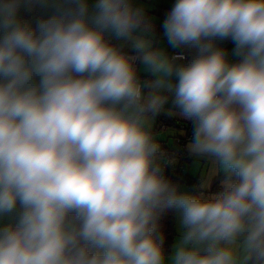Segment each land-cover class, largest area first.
<instances>
[{
	"label": "clouds",
	"instance_id": "9594fccd",
	"mask_svg": "<svg viewBox=\"0 0 264 264\" xmlns=\"http://www.w3.org/2000/svg\"><path fill=\"white\" fill-rule=\"evenodd\" d=\"M150 27L132 0H0V264H166L168 209L185 229L169 264H264V0H175L162 27L187 63ZM169 100L228 173L207 199L157 162Z\"/></svg>",
	"mask_w": 264,
	"mask_h": 264
},
{
	"label": "crops",
	"instance_id": "0c3cea01",
	"mask_svg": "<svg viewBox=\"0 0 264 264\" xmlns=\"http://www.w3.org/2000/svg\"><path fill=\"white\" fill-rule=\"evenodd\" d=\"M90 3L93 2V0H89ZM175 0H145L143 4L140 6L134 5L135 7L142 8L146 14V20L151 25L149 31H148V38L152 42V47L160 48L165 51V53L169 56H171L173 53L176 52H193L195 53V49L181 47V48H173L171 45H169L168 40L166 36L164 35V29L162 27L163 22L170 11L171 7L173 6ZM21 15L24 19L32 20L34 22L35 18L39 15V10L33 11L31 13L21 12ZM106 39H108L111 43L120 45L122 47V50L127 53L128 55H136L135 49L131 46V42L129 41H121L116 39L115 37L111 36L110 34H106ZM217 46L223 47L228 52V58L232 62H236L239 58L234 57L232 55V49L234 48V44H227L226 41H216ZM177 63H183L180 61H177ZM138 68H141L142 66L138 64ZM139 78L141 80H151L153 77L150 73L141 71L139 73ZM167 95V93H165ZM169 110H172L173 112L177 114L170 115ZM162 120H168L172 122H187V119L183 118L178 114V110L174 109L171 100H169V103L165 105L164 110H162L159 114H157L154 118V129L155 131H159V135L163 136L164 139L156 140V142L159 144L160 142L164 143L166 146H168V141H172V143L175 145L173 149L178 148L177 138L183 137V132L179 131L174 125L173 126H166L165 130H159L157 127L160 125H163L161 123ZM191 139L187 140L184 144L185 146V152L188 153V155L191 157V161L187 164H185L183 170H182V177L185 180H188V182L182 181L179 190L181 192H188L194 196H200L205 199L211 197L214 193H212V188L215 184V182L219 179L221 176H228V173L223 171L219 165L215 164L212 160L206 157H197L193 155L189 149L188 144ZM172 148V147H169ZM157 161L162 165L163 160L157 159ZM220 189L223 191L222 183L220 184ZM10 218L9 217H0V226H3L6 223H9ZM185 229L180 224L179 221V212L175 211V217H174V237L182 239L183 237H178L177 235L181 234L183 235V232Z\"/></svg>",
	"mask_w": 264,
	"mask_h": 264
},
{
	"label": "trees",
	"instance_id": "16d2710c",
	"mask_svg": "<svg viewBox=\"0 0 264 264\" xmlns=\"http://www.w3.org/2000/svg\"><path fill=\"white\" fill-rule=\"evenodd\" d=\"M161 123L165 127L174 125L177 128V125L179 122L162 120ZM160 126L157 128L160 129ZM186 141L187 140L184 138V136L181 138H177L178 148L176 149L169 148L164 143L160 142L159 150L157 153V159H162L163 164H166V169H163V174L168 180L171 181L172 184L177 185L178 188L182 181L189 183L188 180H185L182 177V170L185 164L191 161V157L188 155V153L185 152L184 144ZM227 177L228 176L219 177V179L215 182L212 188V193H217V192L222 191L220 189V184ZM175 211L176 209L165 210L163 213H161L157 221L156 235L163 237L162 248H163L165 257L168 256L172 251L173 239L175 235L174 234Z\"/></svg>",
	"mask_w": 264,
	"mask_h": 264
},
{
	"label": "built area",
	"instance_id": "2783aa9c",
	"mask_svg": "<svg viewBox=\"0 0 264 264\" xmlns=\"http://www.w3.org/2000/svg\"><path fill=\"white\" fill-rule=\"evenodd\" d=\"M137 1H144V0H137ZM227 44H231L233 43L230 39L226 40ZM195 55V53L193 52H176L173 53L171 56H175V57H183V60H177L183 63H187L188 61H190L192 59V57ZM139 62H137V66H138ZM147 91V89H145ZM178 130L183 132V136L186 140H189L192 138L193 135V124L191 121L187 120V122H179L177 125ZM165 126L161 125L160 126V130H164ZM162 168L166 169V164H162Z\"/></svg>",
	"mask_w": 264,
	"mask_h": 264
},
{
	"label": "rangeland",
	"instance_id": "374dc122",
	"mask_svg": "<svg viewBox=\"0 0 264 264\" xmlns=\"http://www.w3.org/2000/svg\"><path fill=\"white\" fill-rule=\"evenodd\" d=\"M145 1V0H144ZM144 1H137V0H132V3L134 4V5H137V6H140L141 7V5L143 4V2ZM160 130V129H159ZM150 131H151V133H152V135H153V137H154V139H156V140H160V139H164V137L163 136H161V135H159V131L158 130H156L155 131V129H154V121H151L150 122ZM182 132V131H181ZM183 134V133H182ZM168 147H172V148H174L175 147V145L172 143V141L170 140V141H168ZM158 162V161H157ZM159 163V162H158ZM178 237H183V235H181V234H179V235H177ZM181 239L180 238H175L174 237V239H173V245H172V251H171V253L168 255V256H166V264H169V260H170V258H171V256L173 255V252H174V249H175V246H176V244H177V242L178 241H180Z\"/></svg>",
	"mask_w": 264,
	"mask_h": 264
}]
</instances>
